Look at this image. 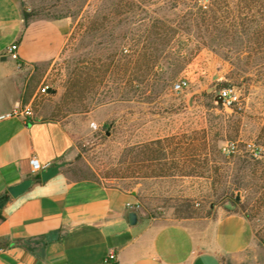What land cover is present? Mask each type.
I'll use <instances>...</instances> for the list:
<instances>
[{
  "label": "rangeland",
  "instance_id": "rangeland-1",
  "mask_svg": "<svg viewBox=\"0 0 264 264\" xmlns=\"http://www.w3.org/2000/svg\"><path fill=\"white\" fill-rule=\"evenodd\" d=\"M20 2L35 19L68 24L59 56L23 68L18 85L22 108L73 137L69 177L134 191L149 216L166 221L243 215L254 242L226 264H264V0ZM112 3L119 13L107 20ZM205 9L214 10L209 23ZM153 19L177 30L169 48L189 57L155 86L147 76ZM184 78L188 87L175 92ZM228 85L239 89L241 108L212 100ZM250 142L261 158L246 151ZM231 143L238 151L224 154Z\"/></svg>",
  "mask_w": 264,
  "mask_h": 264
},
{
  "label": "crops",
  "instance_id": "crops-1",
  "mask_svg": "<svg viewBox=\"0 0 264 264\" xmlns=\"http://www.w3.org/2000/svg\"><path fill=\"white\" fill-rule=\"evenodd\" d=\"M22 10L20 0H0V114L21 105L22 69L54 61L68 30L63 20L26 24ZM13 44L17 58L8 51ZM73 148L59 121L35 114L0 121V198L33 180L0 209V264H226L252 246L243 215L219 211L215 218L166 221L149 216L134 191L70 178L64 164ZM33 156L45 169L60 165L58 174L42 182L45 169L31 172ZM110 252L115 259L108 263Z\"/></svg>",
  "mask_w": 264,
  "mask_h": 264
},
{
  "label": "trees",
  "instance_id": "trees-1",
  "mask_svg": "<svg viewBox=\"0 0 264 264\" xmlns=\"http://www.w3.org/2000/svg\"><path fill=\"white\" fill-rule=\"evenodd\" d=\"M125 1H126V5H130L132 0H125ZM111 5L112 8H109V12L107 13L108 15L107 20H111L109 19L111 18V16L112 17L116 16V13H119L118 6H115L116 4L114 3H112ZM22 11L26 24H28L32 20H35L34 15L32 13L28 12L24 8ZM200 16L202 20L209 23L214 18V10L205 9L202 12H200ZM158 22L159 19H153V24L151 25V29L147 35V76L151 79L152 86H155V82L159 81L160 75H163L165 77V79L162 78L163 82L165 84H169V82H171L176 76L179 75V73L183 70V68L189 61V57L186 52L184 51L175 52V51H171V48H169L170 41L174 37V33H177V30H175L172 26H165V25L158 26ZM108 33L109 36L113 34L111 30H109ZM156 69L159 70V75L158 72L156 73L155 71ZM211 97L212 100L216 101L215 96H211ZM219 105L221 104L219 103ZM216 151L219 154L222 153L221 149L220 150L217 149ZM231 154L234 153H230L227 155H231ZM162 156L163 159H166V156L164 154ZM183 158L186 159L187 156H183ZM64 165H66V163ZM80 179H91V178H80ZM35 181H39V177H36ZM232 203L237 205L240 203V201L238 199L233 198Z\"/></svg>",
  "mask_w": 264,
  "mask_h": 264
},
{
  "label": "built area",
  "instance_id": "built-area-1",
  "mask_svg": "<svg viewBox=\"0 0 264 264\" xmlns=\"http://www.w3.org/2000/svg\"><path fill=\"white\" fill-rule=\"evenodd\" d=\"M208 0H204V3H206ZM17 49V45L13 44L10 48H9V53H11V55L14 58H17V56L15 55V50ZM188 80L187 79H180L179 81H177L174 86L173 89L175 92H181L184 89H186L188 87ZM49 89L48 86H45L42 90L44 92H46ZM218 99H221V105L226 109V110H233L234 108H241L240 104V91L237 87L233 86V85H229L226 87L221 88L215 97V100L217 101ZM32 112L29 108H22L21 105H15L14 108L12 110H10L9 112L0 114V121L1 120H5L14 116H31ZM246 151L250 154V156L252 158L255 159H259L261 158L262 155V148L259 145H256L254 142H250L246 144ZM223 151L226 154H230V153H236L238 151V147L237 144L235 143H231V144H227L224 148ZM30 166H31V172L32 174H38L39 172H41L43 169H45V167H43L39 160L36 157H31L29 160ZM115 259V254L113 252H110L107 257H106V261L108 263H111L113 260Z\"/></svg>",
  "mask_w": 264,
  "mask_h": 264
},
{
  "label": "water",
  "instance_id": "water-1",
  "mask_svg": "<svg viewBox=\"0 0 264 264\" xmlns=\"http://www.w3.org/2000/svg\"><path fill=\"white\" fill-rule=\"evenodd\" d=\"M218 103H221V99L217 100ZM60 169V165H54L51 166L45 170H43L40 173V180L42 182H46L47 180L51 179L52 177H54L55 175L58 174ZM33 180L32 179H28L25 180L17 185L11 186L8 189V194L2 196L0 198V209L3 208V206L6 204V202L9 200L10 197H18L19 195L23 194L24 192H26L29 187L32 185ZM129 219H130V223L132 225L137 223V214L135 212H131L129 214Z\"/></svg>",
  "mask_w": 264,
  "mask_h": 264
}]
</instances>
